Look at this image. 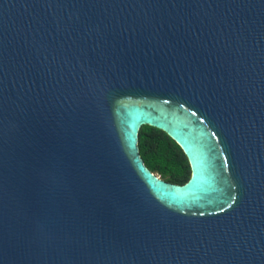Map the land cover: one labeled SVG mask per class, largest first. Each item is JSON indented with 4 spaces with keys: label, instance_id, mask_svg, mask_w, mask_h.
Masks as SVG:
<instances>
[{
    "label": "water",
    "instance_id": "95a60500",
    "mask_svg": "<svg viewBox=\"0 0 264 264\" xmlns=\"http://www.w3.org/2000/svg\"><path fill=\"white\" fill-rule=\"evenodd\" d=\"M0 264H264V0H0Z\"/></svg>",
    "mask_w": 264,
    "mask_h": 264
},
{
    "label": "trees",
    "instance_id": "16d2710c",
    "mask_svg": "<svg viewBox=\"0 0 264 264\" xmlns=\"http://www.w3.org/2000/svg\"><path fill=\"white\" fill-rule=\"evenodd\" d=\"M139 144L142 157L153 172L180 184L190 179L192 169L189 158L181 145L166 131L143 125Z\"/></svg>",
    "mask_w": 264,
    "mask_h": 264
}]
</instances>
